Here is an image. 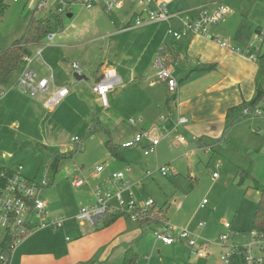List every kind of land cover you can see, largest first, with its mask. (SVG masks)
Instances as JSON below:
<instances>
[{
  "label": "rangeland",
  "instance_id": "obj_1",
  "mask_svg": "<svg viewBox=\"0 0 264 264\" xmlns=\"http://www.w3.org/2000/svg\"><path fill=\"white\" fill-rule=\"evenodd\" d=\"M39 1L4 0L6 8L0 19V49L10 47L23 34ZM133 5L139 3L133 1L127 4L125 8L129 7L128 12L136 8ZM48 9L54 8L34 13L44 16ZM93 12L94 9L89 11L74 7L72 17L61 13V24L54 29V44H50L45 37L41 44L32 46L30 50V65L39 76H48L51 69L54 80L64 79L62 85L69 89L65 100L50 110L43 102L47 94L30 97L21 93L16 86L19 69L12 72L1 87L9 91L0 99V167L14 169L21 165L22 174L38 182L47 173L52 155L58 154L61 157L58 169L48 172L52 183L42 188L40 197L53 203L48 210L52 214L50 217L63 215L67 218L55 230L43 228L19 239L7 264H22L24 258L46 254L52 255L54 261L61 264H121L124 250L129 245L135 249L137 243L140 255L137 264H219V257L227 250L220 247L221 235L228 236L224 241L226 245H245L252 239L251 224L258 201V192L253 185L255 182L264 183V117L240 118L225 129L220 142H207L213 145L212 149L208 148L210 151L186 138L180 127L176 130L166 126V131L159 126L161 134L156 128L150 130L152 137H161L156 146V156L154 153L144 156L135 147L122 151L125 154L132 151L130 157L141 161L143 176L146 172L150 174L142 178V186L130 185L135 204L139 206L152 199L155 205L164 209L168 224L178 229L186 228L197 235V244L205 242L203 250L208 252L205 257L191 255L185 242H179L176 250L163 251L159 246L152 250L151 242H160L153 231L161 229L163 223H160L161 226L151 223L155 227L149 229L129 217L125 219V225L117 230H105L103 218L96 226L88 221H84L83 225L80 221L73 222L72 217L81 207L92 204L94 196L79 186H73L72 178L76 176L94 189L103 181L94 177L97 165L106 168L110 161L112 165L119 162L107 148V142L118 145L119 141L98 127L96 116H99L100 107L90 96L91 85L99 75L98 69L103 61L111 58L113 51L106 49L112 36L105 34V39L98 38L102 32L93 25L90 15ZM99 14L101 21L107 22L114 15L105 11ZM106 29L111 32L116 26L111 22ZM259 45L264 48V41ZM39 48L42 55L36 57ZM74 62L78 64V69L73 68ZM75 73L85 76L86 80H78ZM85 97L90 100L85 103L86 106L83 102ZM125 104L126 100H120L119 105L124 108L121 110L126 112L128 105ZM164 116L168 118L167 114ZM125 117L121 124L134 135L136 125L131 124L130 119L135 120L136 117L132 114ZM110 128L113 133V127ZM75 137L79 140L71 141ZM179 137L186 140L180 141ZM62 144L65 146L62 147ZM123 153L124 157H129ZM126 163L120 162L125 165L121 170L129 166V162ZM159 166L166 168L167 175L158 171ZM213 172L219 175L217 179H213ZM240 173L243 181L239 184ZM130 178L136 181L135 177ZM203 199L208 202L206 205L202 204ZM123 200L125 204L129 202L127 193H123ZM112 203L115 205V201ZM199 223L203 225L199 227ZM102 230L103 234H100ZM131 232L140 234L135 238L136 243H128ZM97 234L99 237H94ZM70 242H81L85 249L88 246L89 255L85 260L70 257ZM252 253L259 255L255 247Z\"/></svg>",
  "mask_w": 264,
  "mask_h": 264
},
{
  "label": "crops",
  "instance_id": "obj_2",
  "mask_svg": "<svg viewBox=\"0 0 264 264\" xmlns=\"http://www.w3.org/2000/svg\"><path fill=\"white\" fill-rule=\"evenodd\" d=\"M121 1L122 6L112 11L114 15L111 17L112 20L110 22L101 21L102 18L99 13L104 12L103 4H96L90 9H85L89 11L94 9V12L90 13V15H92V21H94L93 25L98 31L102 32L98 38L105 39L107 36L105 34L113 37L111 43H109L110 45L106 44V49L113 50L112 56L110 59L103 61L100 69H98L99 75L104 70L113 69L118 78V83L107 93L106 105H103L100 97L90 90L92 101L97 102L100 107L99 116H96L98 123L102 125L101 128L103 130L112 134L119 141L118 146L133 139L138 133L146 132L150 134V130L154 128L160 133L159 126H161L162 130H165L166 126L167 129L175 128L176 130L180 127L184 131L186 138L196 141L199 146H203L205 151H210L213 145L209 143L220 142V139L225 134L224 116L226 110L242 101L250 100L254 95L255 79L259 69L258 59L251 60L247 58L243 50L247 49L250 43H256L257 30L264 28V0H160L165 1L167 4L170 14L168 21L153 22L139 27H132L131 24L140 12L141 6L133 5L136 8H133L132 12H128L129 7H125L132 2L130 0ZM219 3L229 7V11L219 22L207 27L206 35L188 33L175 40L167 33L168 27H172L175 31H180L182 24L179 19L190 18L195 9L206 5L214 6ZM148 7L154 8L155 6L150 4ZM67 16L72 17L73 14L69 12ZM111 22L116 26V29L108 32L106 27ZM53 33L54 37L50 44H54L52 41L56 37L55 32ZM215 36L224 38L235 49L220 46L213 40ZM164 47L166 56L169 59V64L165 66L172 72L178 85L174 93L175 98L168 105L166 104V99L171 94L168 92L166 83L156 77L155 68V61ZM260 47L261 50L264 49L263 45H260ZM37 51L35 56L41 57L42 49L39 54H37ZM31 63L32 58L29 68L34 70L30 65ZM198 64H213L214 67L204 71H195V67ZM39 77L50 79V91L63 86L64 79L61 81L54 80L55 75L51 69L48 76ZM82 79L86 80V77ZM50 91L41 93L42 95H48L46 100L50 96ZM123 94L125 95L123 96ZM68 95L69 93L63 100ZM123 99L126 100L125 105H128L126 112H129V114H126L125 110H121L124 108L119 103ZM44 100L45 106L46 100ZM87 101L90 100L85 97L83 100L84 106H86L85 103ZM131 114L136 117V121L130 119V123L134 126L136 125L134 135L122 125L123 123L121 124L125 120V116H131ZM164 114H167L168 118ZM161 116H163L162 120L160 119ZM179 118H185L186 122L179 123ZM109 126L113 127V133ZM154 137L159 136L156 135ZM179 139L183 142L186 140L184 137H179ZM61 146L64 147L65 144ZM135 148L139 151L141 150L139 146ZM208 148L210 149L208 150ZM123 149L121 148V152ZM130 152L132 151H129L128 154L122 152L129 157L123 156L114 165L110 161L109 165L106 168L103 167L101 172H96L94 177L104 181L113 171L121 170L125 166L120 164V162H125V164L129 162L127 167L129 170L126 172V176L128 178L135 177V180L140 179L142 182V178L145 176L142 174L141 161L138 158L132 159ZM154 155L156 156V153ZM218 177L219 175H217ZM79 188L90 193L93 190L85 183ZM42 200L45 203L47 215L52 216L48 210L52 208L53 203L50 200L48 202L46 199ZM207 203L206 201L204 204L206 205ZM125 219L126 217L117 218L113 223L106 226L105 230L114 228L117 230L125 225ZM165 224L168 223L163 222L162 225ZM140 225L147 226L149 229L152 228L151 226L155 227V224L151 223ZM158 225L161 226V224ZM99 233L103 234V230ZM129 236L128 243L131 244V242H137L135 238L140 236V234L131 232ZM94 237H99V234L94 235ZM133 239L134 241H132ZM66 240H68L67 237ZM179 242L182 243L184 241L176 240L170 245L161 241L151 242V249L153 250L159 246L163 251L176 250L179 247ZM137 248L138 243L135 247L138 253L139 249L137 250ZM69 250L70 257L72 255L76 259L80 257L85 260L89 255L88 246L85 249V245L81 242H70ZM139 256L138 254V258ZM54 260L52 255L46 254L24 258L22 264H61ZM146 264H150V262Z\"/></svg>",
  "mask_w": 264,
  "mask_h": 264
},
{
  "label": "built area",
  "instance_id": "obj_3",
  "mask_svg": "<svg viewBox=\"0 0 264 264\" xmlns=\"http://www.w3.org/2000/svg\"><path fill=\"white\" fill-rule=\"evenodd\" d=\"M136 1L141 6V10L134 18L131 26L139 27L146 24L159 21H168L170 14L167 9L165 1L160 0H130ZM96 4H103L105 12H112L113 10L122 6L121 0H40L36 4V12L45 8H54L59 13L67 14L71 12L72 8L80 7L83 9H90ZM153 4L154 8L148 6ZM229 11L223 3L211 6L206 5L195 9L190 18H180L182 29L175 31L172 27H168L167 33L175 40L180 39L188 33L206 35V30L209 25H213L219 22ZM54 37V33H50L46 36L47 41H51ZM213 40L220 46L229 49H235V47L228 44L224 38L213 37ZM264 41V29H260L256 34V43H250L248 48L243 50L245 56L251 60L257 59V53L260 50V43ZM41 52V49L37 51V54ZM31 57H25V63L19 70V77L16 80V86L18 85L21 93L33 97L37 94H41L50 91L51 85L48 78L39 77L37 73L29 68ZM74 69H78L76 63L72 64ZM156 77L165 82L168 92L174 94L177 88V81L172 75V72L164 65L160 57L155 61ZM118 83V78L115 75L113 69L104 70L101 74V78L95 81L91 85V90L97 96L103 105L107 104V93L113 89ZM9 91V90H8ZM0 88V99L8 92ZM69 93L66 86L55 88L50 91V96L45 102V107L48 109L58 105L65 96ZM244 114L249 116L264 117V106L261 108H255L251 113L246 109L243 110ZM163 119V116L160 117ZM131 122H133L131 120ZM179 123L186 122L185 118H179ZM161 137H152L149 133H138L133 139L123 142L120 146L122 148L139 146L144 156L151 153H156V146L158 145ZM79 140L77 137L71 139V141ZM143 145V146H141ZM2 167L0 171V234L2 238L7 234L14 237L11 246V252L14 249L16 242L22 237L31 234L34 231L50 228L55 230L59 225L67 219L63 215L50 217L47 215L45 203L40 198V192L43 187L48 185V180L44 176L38 182H33L22 174V166L17 165L14 169ZM102 166L96 167V172H101ZM158 171L162 175H167V170L164 166H159ZM128 168L125 170L113 171L103 182L98 183L92 190L94 201L90 205L81 207L77 214L72 217L75 221L90 222L93 226L98 224V221L109 213L127 212L130 218L136 220V215L133 213L136 208L149 207L153 204L152 199H147L139 206L133 201V193L130 189V185L141 186V180L131 181L127 176ZM150 175L146 172L145 176ZM217 173H213V178H217ZM71 183L74 186H81L84 181L76 176L72 178ZM123 193H127L128 203L125 204L123 200ZM112 201H115L113 205ZM206 203V200H202V204ZM202 226V223L198 224ZM228 226V224H226ZM155 238L164 244L170 245L174 241H184L190 248L191 255L197 258H203L208 253L203 250L205 242L201 241L197 244V235L189 232L186 228L178 229L172 225L165 224L161 229L154 231ZM252 239L243 246L245 248L244 260L246 264H264V240H262L254 232L251 233ZM228 239V236L221 235L219 241L221 246L227 250L219 257V264H229L230 256L237 251L239 245L230 244L226 245L224 241ZM259 251V255L256 256L252 253L253 248ZM0 264H7L4 254H0Z\"/></svg>",
  "mask_w": 264,
  "mask_h": 264
},
{
  "label": "trees",
  "instance_id": "obj_4",
  "mask_svg": "<svg viewBox=\"0 0 264 264\" xmlns=\"http://www.w3.org/2000/svg\"><path fill=\"white\" fill-rule=\"evenodd\" d=\"M5 8L6 4L4 3V0H0V19ZM34 12H36V6L33 9L32 16L30 17L23 34L18 39H16L10 47L0 50V88L8 81L12 72L21 69V67L25 63V57L31 55V47L41 44L44 38L48 34L53 33L55 27L61 24V13H59L55 9H48L46 15L44 16H36ZM259 30H257V32H259ZM261 47L259 52L257 53V62L259 65V69L255 79L254 95L250 100L242 101L238 105L232 106L226 110L224 116L225 129L234 124L240 118L249 116V114H244L243 110L246 109L249 113H251L255 108H262L264 106V49L261 50ZM164 50L165 47L162 51H160L159 57L163 61L164 65H167L169 64V59L166 56V52ZM211 67L213 68L214 65L198 64L195 67V71H204L210 69ZM100 78L101 75H98L95 81H98ZM174 98V94L167 96L166 104L168 105V103L174 100ZM98 127H102V125L98 123ZM107 148L108 151H110V153L117 159L123 158V155L121 153V146L107 142ZM60 158L61 157L58 154L54 153L52 155V159L48 166V171L45 174V177L48 180V185H51L52 182L48 179L47 174H49L48 172L50 171V169L53 171H57ZM1 169L2 167H0V171ZM9 171H11V169H9ZM242 181L243 176L242 173H240L238 183L240 184ZM253 188L258 192V201L255 206V211L252 219L251 232H254L262 240H264V183L255 182ZM133 213L136 215V220L139 224H160L166 222V214L164 212V209L161 206L155 205L154 202L149 207L136 208ZM119 217L129 218L130 215L127 212L106 214L103 217V226L110 225ZM13 239L14 237L12 235L7 234L0 241V254L5 255L6 261L9 260ZM244 255L245 248L239 245L237 251H235L230 256L229 264H246ZM137 260V251L134 249L133 245H129L124 250L121 264H136Z\"/></svg>",
  "mask_w": 264,
  "mask_h": 264
},
{
  "label": "water",
  "instance_id": "obj_5",
  "mask_svg": "<svg viewBox=\"0 0 264 264\" xmlns=\"http://www.w3.org/2000/svg\"><path fill=\"white\" fill-rule=\"evenodd\" d=\"M75 77L78 79V80H80V79H82V78H85L84 76H81V75H79V74H75Z\"/></svg>",
  "mask_w": 264,
  "mask_h": 264
}]
</instances>
